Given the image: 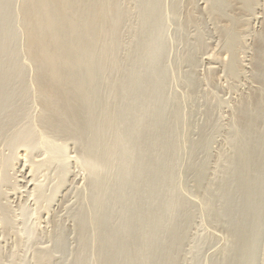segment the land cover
Wrapping results in <instances>:
<instances>
[{
	"label": "bare ground",
	"instance_id": "bare-ground-1",
	"mask_svg": "<svg viewBox=\"0 0 264 264\" xmlns=\"http://www.w3.org/2000/svg\"><path fill=\"white\" fill-rule=\"evenodd\" d=\"M220 1L221 0H215L206 12L215 17L217 25L219 23L218 26L215 24V29H217L218 44L222 47H219V50L223 53L219 51L220 53L217 52L218 54L214 53L211 57H206V62L209 65L212 64L216 66L212 69L211 75L222 70L223 73L228 76L227 82L230 78L235 81L234 78L241 75L245 79L242 82L244 83L246 81L248 85L246 84L247 90L244 89L247 92L242 94L241 97V91L238 92L240 99L235 103L236 105L234 106V103L231 105L235 107L232 115L230 114L231 120L229 121V128L231 131H227V133L230 132L228 133L230 135L232 132L231 155L229 157L227 156L228 158L224 155L225 159L228 160V166L224 167L225 169L223 172L221 171V175L218 174L220 175L218 182L214 183L209 180L202 191V201L200 203L202 205L200 206L202 213L213 226L217 224V226L222 227L223 230L227 232V238L225 240L226 245L222 250L220 249L222 253L220 252L217 257L218 259L215 258L216 262L213 264H256L258 260L262 262L261 264H264V8H260L261 5L258 1L257 4L254 2V6H252V0H226L229 5L228 7L231 9L238 6L240 9L239 11L243 13L242 15H244V17L247 15L244 13L248 12V9L251 8V11L249 10L248 12V16H252L253 20L255 18L254 21L259 24V28L257 27L258 29L254 34L255 37L250 39L251 47H247L249 45L247 43L245 45L246 47L243 46L245 49H241L234 43V33H238V29L234 32L233 28L238 26L235 25L233 27L232 25L237 21L236 18H238V16L236 18L231 16V20H224L222 14L227 15L228 13H225L224 9V13H222L223 5ZM135 2H138L141 13L139 15L140 24L136 31V35L138 36L134 35L133 40H138L139 43L132 40V42L137 45L135 46L134 43L131 44L129 47L130 51L128 49L127 57L122 63L118 60L117 52H115L117 49L116 29L121 21V18H119L121 12L118 10L120 5L119 2L115 0H23L22 14L26 25V50L29 59L37 66L34 82H36L38 98L41 99L40 101H42L43 106L42 118L40 119V121H42L41 127L43 131L47 133V135L50 133L48 135L49 137L53 134L62 137V140L68 139L66 141H70L71 138L73 140L72 142L77 140L79 144H81L80 148L82 149H80L82 155L80 159H83L86 166L85 168L89 171L90 176L97 175V172L94 171L98 166L102 167L104 163L108 164L105 162V158L108 157V162H110L111 154L115 155V148H118L120 153L123 150L122 154H124L125 151L128 152L129 158L125 156L124 159L120 156L122 157L120 161L121 164L119 163V165H117L118 167L121 166V168H119L118 173H113L114 176L115 174L120 175L118 180H116L117 175L112 182L110 178V182L105 178V180L111 184L109 191H105L101 195L99 192V194H95L100 196V199H98L101 201L98 203L97 198H94L93 194L91 196L90 202L98 203L97 205L100 207V213L102 211L101 214H103V210L106 208V213L104 211L105 214H103V216H105H100L103 218L102 221L99 219L100 222L98 221V223H95L92 220L95 218L92 217V213L97 214V208V210L92 209L93 212H91V209H88L90 213L88 210V213H85L86 210L83 212L81 209V211H79V213L77 211L73 217L76 226L81 231L88 232L91 228L98 233L97 237L100 246L98 249L99 254L96 257L102 259V263L100 262V264H176V256L174 257L173 253L176 252L175 248L178 247L177 244L184 240L185 237H183V235L186 233V223L190 221L189 211L185 206L187 203L184 202L176 184V180L179 179L181 175V168L179 167L180 165L182 166L181 162L185 150H188L186 156L190 155L189 159L195 158L194 162H196L199 155L202 157V153H204V149L206 148V142L204 144V142L199 141L202 140V138L196 142H191V140H189L190 137L186 138V133L184 137L182 130H184L185 125L182 123L184 121L181 120V115L184 112L180 113L179 110L177 115H174L173 123L169 122L168 119V104H170L168 100L170 98L168 99L166 96L167 90L164 88L163 82H165V74L162 70L158 69V64L156 63L160 59V52H162V35L159 36V34L161 30L163 31L161 28L164 23V12H166L163 5L164 0H135ZM207 3H209V1H207ZM258 4L260 5L259 8L261 9V13L259 12L258 16L255 17V12L258 8L256 5ZM228 7L227 9H229ZM229 11L227 10V12ZM234 11L236 12V9ZM231 12H233V10H231ZM236 13L237 15L241 14H238V12ZM188 15L189 18H191V13ZM239 18L245 21L246 27L243 24V28L246 29L247 21L241 16H239ZM252 18H250V20ZM247 20L249 19L247 18ZM221 22L224 23L222 26L223 28L220 26ZM240 23L241 24L238 25H242L241 21ZM244 29H240L237 36L238 38L246 40V38L248 39L253 33L251 34L250 32V34H248L249 32L246 33L247 31ZM225 30L226 32H223ZM221 38L223 41L222 45ZM240 44H242V42H240ZM236 52L244 54V59H241V61H239L240 59L236 60V58L240 56L235 58ZM223 55H225V57ZM226 56L229 57V60L227 63H224L222 61H224L223 58L225 59ZM194 59L195 57L193 61L190 60L191 65H189L190 74L195 77V79L192 80L189 74V82L187 81V84L184 83L187 88L185 97L187 98L190 92L192 94L194 93L196 98L193 102L199 105L198 109L199 111L201 110V113L199 112L198 115H208L209 110H207V104L205 106V101L203 103L205 96L203 94L204 92H202L204 88L202 86V78L200 80L198 78L199 76L197 77L198 72L196 69L198 65L196 63L197 61H194ZM6 67L2 68L5 70ZM153 71H157L159 75L158 79L152 78L151 75ZM109 74H113V80L108 87L110 90H108L107 98L105 102L102 101L101 104L97 105L95 101L97 99L96 97L98 92L99 94L101 93L100 88L102 85L108 82L106 76ZM233 76L234 78H232ZM139 77L140 80L143 78V80L140 81L141 85H138ZM1 78L3 80H8L7 74L5 73L0 74V80ZM237 81L238 79L236 82ZM237 83L240 84V81ZM2 84L3 83H1V85ZM242 85H245V83ZM231 86H233V84ZM235 86L236 84L233 86L234 89ZM137 87H139L138 93L132 98V93L133 91L135 93ZM10 89L12 90L11 87ZM117 89L120 91L115 95V107L110 104L113 106L114 110H108L107 107H111L107 104L108 99H110L111 92ZM229 89L234 90L233 88ZM76 90L81 92H76L75 94L74 91ZM8 95L10 96V93L2 89L0 91V102ZM229 97H231V95H229ZM237 97L238 95H235V98ZM188 100L191 99L187 98V101ZM91 101L92 104L90 105ZM3 103L4 101L1 103L2 105H0L2 109H4L5 105L8 106V103L6 104L5 102L3 107ZM9 104L11 103L9 102ZM87 105H90L88 109ZM173 107H171V109ZM183 108L184 107H182V109ZM2 109L1 111H3ZM98 110L103 117L99 112L97 113ZM94 111L95 116L93 115ZM91 112L93 113L90 118ZM96 113L98 116L101 115L102 118L100 117L101 119H99L98 117L97 123L94 124L92 118L94 117V119H96ZM88 119H91L89 122L93 124L89 123ZM182 124L184 128L181 127L183 126ZM71 126H73V131ZM111 128H114L113 131L116 132L114 136L112 132L111 134L110 131L107 132L109 129L112 130ZM97 129L98 131L96 133L92 131ZM203 129H199L200 133L197 134L199 137L205 135L202 134ZM105 131L106 134L104 135ZM92 135L94 136L91 140ZM108 135L113 136H111V141L114 142L116 146H114V143L113 145L112 142L110 143V140L107 138L109 137ZM230 135L229 137H231ZM105 138L109 140L108 144L112 145L111 147L107 145ZM205 139H207V137ZM225 139L227 141L228 137ZM62 140L59 139V141ZM101 140H104L105 144L108 146V148L107 146L106 148L104 147L105 151L101 148ZM229 141L230 139H228L227 143H229ZM128 142L130 143L129 145H132L129 148L130 150L128 149L127 151L126 148L121 149L122 143H124L125 146ZM118 143H121L119 145L120 148L117 147ZM75 146H77V143ZM63 148L64 146L62 145L61 150H64ZM227 151L226 153H228ZM205 153L207 154L209 152ZM102 154L103 156H101ZM104 156L105 158L103 159ZM118 156L119 155H117V157ZM78 157H80V155H78ZM112 158L113 162L115 156ZM219 158L222 159L223 156ZM223 159L222 161L219 160V162H224ZM183 162L186 161L183 160ZM133 164L137 165V169L135 167L133 168L136 170L134 174L131 172ZM190 165L191 166L188 165V169L186 164L184 166H186L188 172H192L195 175L197 173V168L200 166H198L197 163L192 164L191 162ZM66 166L68 167V165ZM108 167L107 170L109 169ZM30 168L24 164L21 169L22 179L26 184H30L34 179L32 174L35 172L32 173V170L35 168H32V166H30ZM62 168L64 169L63 166ZM44 169L45 168H43V170ZM47 170L48 169H46V171ZM98 170L99 176H96L97 181H94L95 178L91 177L93 180L91 179L92 184L90 188L93 191L97 185L101 188L102 185L104 187L106 183L104 177L106 176L108 178V172L106 171V175L103 176L102 179V171H104L103 174L105 173L104 168H102V170L99 168ZM182 170L185 169L182 168ZM131 173L133 175H131ZM218 175L217 177L219 178ZM199 176L198 174L196 175L197 179L195 185H197L198 190L201 191L204 174L201 178ZM65 177L67 178V176ZM217 177L216 181L218 180ZM66 182L64 183L62 179L59 183L60 185H58V183H55V185L63 187ZM48 187H50V185L47 186V188ZM191 189L192 191L194 190L192 185ZM34 191L37 193V199H45L40 185L35 186ZM54 191L56 192V190ZM64 197L63 195V198ZM84 199L82 204H84ZM88 199H86V201H88ZM50 200L51 199H49V201ZM104 200H106L107 203H105ZM180 200L183 201L181 202ZM50 202H48L49 205ZM88 203L84 205L88 206L90 204ZM37 206L39 207V205ZM95 210L96 213L94 212ZM214 227L216 228V226ZM63 230L56 236L55 241L57 248L58 246H60L59 248H64L65 244L68 243H66V234H63L65 231ZM78 243L81 245V254L82 256L84 255L82 258L81 254H79L82 260L80 259V262L78 259V264L86 263V252L88 247L90 248L91 246V240L89 236L85 238L82 237L78 240ZM180 244H183V242ZM68 246L66 245V248ZM260 248V255H257V251L258 249L260 250ZM74 255L76 256V253ZM191 264L202 263L200 259H196L193 260Z\"/></svg>",
	"mask_w": 264,
	"mask_h": 264
},
{
	"label": "rangeland",
	"instance_id": "rangeland-1",
	"mask_svg": "<svg viewBox=\"0 0 264 264\" xmlns=\"http://www.w3.org/2000/svg\"><path fill=\"white\" fill-rule=\"evenodd\" d=\"M115 1L119 2L120 6L118 10H120L119 12H121L120 17H119L121 18L120 19L121 21L119 22L120 24L116 29L117 49L115 52H117L118 60L122 63L124 59L127 57L128 49L130 51L129 47L131 46V44H133L136 41L137 43H139L138 40L134 41L133 38H134V35H136V31L138 30V26L140 24L139 15L141 13V9L139 8L140 6L138 2H135V0H115ZM207 1H209V3H207ZM214 1L215 0L213 1L212 0H164L163 2L164 9L166 10V12H164V23L161 29H163L164 32L161 30V33L159 34V36L162 35V42H161L162 52H160L161 54L160 59L158 60V62H156L158 65L157 64L155 65H157L158 69L162 70L165 74V82L163 83H164V88H166L167 90L166 96L168 97V99L170 98L168 100L170 104L173 103L171 105L168 104L169 105L168 119H169V122H172L174 121V115H177V112L179 110H180V113L184 112L181 115L182 117L181 120L184 121L182 123L185 125V128L183 124H182L183 126H181L185 130V131L182 130L184 133L183 134L184 137L187 134L186 138L190 137L189 140H191V142H194V141L196 142L202 138V140H199V141L204 142V144L206 142L205 144L206 151L204 149V153L209 152L207 154L202 153V157H200L199 155L198 159L196 158L197 159L196 162H194L195 158L194 159L191 158L190 160L189 159L190 155L186 156L188 154V150L187 151L185 150L184 152L185 154H183L184 156L183 160L186 162H183L182 160L181 162L182 166L180 165L179 167L181 168L180 169L181 175L179 176V179L176 180L177 182L176 184L178 186L179 192L184 202L187 203L185 204V206H186V209L189 211L188 213H189L190 221L186 223V227L189 229L187 228L185 229L186 233L183 235V237H185L184 240H182L183 244H180L182 242H179L177 244L178 247L175 248L176 252L173 253L174 257L176 256V261H177L176 264H191L192 261L196 259H200V262L202 264L203 262L204 264L205 263L213 264L214 262H216L215 258L219 256L222 248H224L226 245L225 240L227 238L226 236L227 232L223 230L222 227L217 226V224H214V226H216L215 228L213 224H211L207 220V218L204 216V214L201 211L200 205L202 204L200 203L202 201V194H203L202 191L204 190L205 186L208 184L209 180L214 183L218 182L220 179L221 171L223 172L225 169L224 167L228 166V163H227L228 160L225 159L224 155H226V158H228L231 155L230 150H231L232 132H231V135L228 134L230 132L227 133V131L230 130L229 128L230 127L229 121L231 120L230 114L232 115V112L235 108L234 106L236 105L235 103L240 99L241 95L247 92L245 90H247L246 88H247L248 83H246L245 81L244 82L245 85H242L244 84L242 81L245 79L241 75L235 78L233 76L232 78H234L235 81H233L230 78L231 81L228 80L227 82L228 76H226L222 70L216 73L219 76H217L216 74H212V75L210 74L213 71L212 69L216 66L212 64H210L211 65L210 66L206 62V57H211L214 53L218 54L221 52V50H219L220 49L219 47L221 46H219L220 44H218L219 42H218L217 29H215L216 28L215 26L217 25L215 21V17L209 14L208 12H206L207 9L211 7V4ZM257 1L261 5V7L259 4L256 5L258 7L257 8L258 10L256 9L255 17L258 16V13L259 12L261 13V9L264 8V0H254V1L252 0L251 5L254 6L253 5L254 2H256L257 4ZM220 2L223 5L222 13H224L223 12L224 10H225V13H228L227 15L222 14V16H224L222 17L224 20L225 19L231 20L230 19L231 16L233 18H236L238 16V18H236L237 23L232 22L233 27L235 25L239 27L238 28L235 26L233 28L234 32L237 31V29H238V33L240 29L243 30L244 29L243 24L246 27L245 21H242V19L240 20L239 18V16H241L244 18V20L247 21L246 22L247 28L244 29L247 31L246 33L248 32H249L248 34H250V32L251 34L253 33L252 34L253 36L251 35L250 37H248V39L246 38L245 40L242 38H238L237 36L238 33L235 32L234 33L235 34L234 43H236L239 46L238 48H241V49L242 48L245 49L244 47H246L245 45L247 43L249 44L247 47H251L250 39H253L255 37L254 34L259 28V24L254 21L255 18L253 20L252 16L251 17L250 15L248 16V12L249 10L251 11V8L248 9V12L244 13V14H247L244 17V15H242L243 13L239 11L240 9L238 6H235V8L231 9L230 7H228L229 5L227 4L226 0H221ZM227 7L229 9H227ZM139 9H140V12H139ZM235 9H236V12H238V14L240 13L241 14L237 15V13L234 11ZM227 10L228 11L230 10V11L227 12ZM231 10H233V12H231ZM22 13H23V0H0V74H4V73L7 74V77L9 80L8 82L7 79L3 80L1 78L0 82L3 84L1 85L0 83L1 85L0 91L3 89L4 91H7L8 93H10V96L9 95L7 97L3 96L5 97L3 101L4 103L6 102V104L8 103V106L5 105L4 107V103H3L4 109L0 108V264H78L81 259L79 255L81 254V247H80L81 245H79L78 240L81 239L82 237L85 238L88 236L91 240V243H90L91 246L90 248L88 247V250L86 252L87 254L86 256L88 257V259L85 256L86 263L85 262L84 263L85 264H100L102 259H100L99 257H96L99 254L98 249L100 246V243H98L99 240L97 237L98 233L92 230L91 228L89 229L88 232L87 231L83 232V230L81 231L76 226L75 219H73V217L75 216L77 211L79 213L81 209L83 210V212L84 210H86L85 213H88L90 209H91V212H93L92 209L97 208L98 209V210L96 209L97 214L92 213V217H95L92 220L95 223H98L99 219L100 221H102L103 219L102 217L105 216V215L103 216V214L106 213V208L103 210V214H101L102 211L100 213V207L99 205H97L101 201L99 200L100 196L99 195L97 196L95 194L100 193L101 195L105 191L106 192L109 191L111 184L108 183L107 181L110 182L111 180L112 182V180L114 179L116 175H117L116 180H118L120 175L115 174L114 176L113 173H118L119 168H121V166L118 167V165L120 161L122 160V157L125 159V156H128L126 158H129V155L127 154L128 152L125 151V153L122 154L123 150L120 153L118 151V148H115L116 149L115 155L111 154V157L109 155L110 162H108L109 158L108 157L105 158L104 156L103 159L105 158V162H107L108 164L104 163L102 167L98 166V168L95 169L94 172H97V175L99 176L98 169L100 168V170H102V168H104L105 173L103 174L104 171H102V179H103V176L106 175V171H107L108 178L106 176L104 177V180L105 178L108 179L107 181L105 180L107 185L106 183L105 184L103 183L104 187L102 185V188L98 187L99 185H97L95 190L93 191L90 188L92 184L91 181L93 180V178H95L94 181H97L96 180L97 175L95 174V176L94 175L90 176L89 171L87 170V168H85L86 166H85L83 159H80L82 158V155H81L82 149L80 148L81 144H79L77 140H74V142H72L73 141L72 138L70 141H66L68 139L63 138L65 140H62V137H59L53 134H51L49 137L48 135L50 133H48L47 135V133L43 131L41 127L42 121H40V119L42 118L41 114L43 113V108H42L43 106H42V101H40L41 99L38 98V94H37L38 92L36 91L37 90L36 82H34L35 81L34 77H36V73H37V66L32 62V60L29 59V56L27 54L26 25L23 20L24 18H23ZM189 13H191V18H189V15H188ZM247 18L249 20H247ZM250 18L252 19L250 20ZM240 21L242 22V25H238V24H241ZM223 24L224 23L221 22L220 26L222 27ZM223 32H226V30ZM236 36L238 39L236 38ZM132 40L134 42H132ZM222 42L223 41L221 38V45H222ZM240 42H242V44H240ZM134 44L135 46L137 45L136 43ZM243 55L244 54H240L239 52H236V55L234 57L236 58L237 56H239L238 58H236V60L240 59L239 61H241V59L242 60L244 59ZM223 56L225 57V55ZM194 57H195L194 61H197L196 63L198 65L196 69V71L198 72L197 77L199 76L198 78L200 80L202 78V86L204 88L202 87L203 89L202 88L201 89H202V92H204L203 94L205 96L203 103L205 101V106L207 104L206 107L208 109L207 108L206 109L209 110L208 115L207 114L198 115L199 112L201 113V110L199 111L198 109L199 105L193 102V100L196 98V95H194V93L192 94L190 92V94H188L189 96L187 95V98L191 100L187 101V98L185 97L187 93V88L185 84H187L186 82L188 81V78L190 80V76H191L192 80L195 79V77H193L190 74V65H191L190 60L193 61ZM223 60L224 61L222 62L227 63L229 60V57L226 56V58L225 59L223 58ZM6 66H9V67H6ZM2 67H6L7 70L6 69L4 70ZM156 74H157V71H153L151 75L152 78L158 79L159 75L158 74L156 75ZM106 77H107L108 82L103 84L102 87L100 86L101 93L99 94L98 92V95L96 97L97 99L95 98L97 105L101 104L102 101L105 102V99L107 98L108 90H110L108 87L110 86V82L113 80V74L112 75L109 74ZM237 79H238L237 82L240 81V84L242 86L236 82ZM142 80L143 78H141L140 80V77H139L138 85H141L140 81ZM231 82L233 86L236 84L238 89L236 88V86L234 89V87L231 86L232 85ZM10 87L12 88V90L10 89ZM138 88L139 87H137V90L135 91V93L133 91L132 98L137 95ZM229 88H233L234 90H231ZM119 91L120 90L117 89L116 91L111 92L110 99H108V102L106 101L108 106L110 104L114 106V103L116 101L115 95H117ZM233 91H236V92H233ZM12 92H13V95H12ZM76 92H81V91L79 90L74 91L75 94ZM238 92H240V97H239ZM16 95L19 97H17ZM229 95H231V97H229ZM235 95L236 96L238 95V97L235 98ZM220 101L222 102V105ZM2 102H0V105H2L1 104ZM9 102L11 104H9ZM233 103H234V106H231L233 105ZM91 104H92V101L90 102V105ZM90 105H87V109L90 107ZM113 106L107 107V109L113 111L114 110ZM171 107H173L174 109L173 108L171 109ZM182 107L184 108L182 109ZM1 109L3 111H1ZM228 109H230L231 111ZM98 112L100 113L99 110L97 111V113ZM92 113L93 112H91V116L89 114L90 118L92 117ZM97 113L95 117L96 119H94V117L92 118L94 120L93 122L94 124L97 123L98 117L99 119L103 117L101 113L100 114L102 115V117L101 115L98 116ZM94 114H95V111L93 115ZM90 120L91 119H88V122ZM89 123L93 124L92 122H89ZM203 126H205L206 128ZM71 127L70 128L73 131V126ZM201 128L202 129L204 128L202 131V134H205V135H202L201 137H199L197 134L200 133L199 129ZM111 129L112 130L109 129L108 131L107 130L106 131L107 132L110 131V134L112 132L114 136L116 132L113 131L114 128H111ZM92 131L96 133L98 129L92 130ZM106 131L104 132V135L106 134ZM90 133H89V136H90ZM229 135L231 137H229ZM93 136L94 135L91 136V140ZM108 136L109 137L107 138L110 140V143H111L112 135L111 136L108 135ZM206 137L207 139H205ZM226 137L230 139L229 143H227L228 139L226 141L225 139ZM186 138L185 140L188 144V141ZM59 139H61L62 141H59ZM109 140L106 139V142H107V145L111 147L114 142H112V145H109L108 144ZM64 141L66 142V144ZM101 141H102L101 148L103 149V151H105L104 149L106 148L107 145L105 144L104 140H101ZM207 141H208V144H207ZM74 143L75 144L77 143V146H75ZM120 144L118 143L117 147H119ZM129 144L130 143L128 142V144L126 143V145L124 146V143H122L121 149L126 148V150L128 151V149L132 146ZM62 145L64 146L63 149L65 151L61 150ZM114 146H116L115 143H114ZM219 151H220V154H219ZM226 151L228 153H226ZM216 153H218L219 155ZM78 155H80V157H78ZM117 155L119 156L117 157ZM101 156H103V154ZM114 156H115V159L112 162V159H113L112 157ZM205 156H206V159H205ZM220 156L221 158L223 156L224 159L223 158L222 159L224 162H221L222 159L219 158ZM219 160L221 161L219 162ZM190 162L192 164L197 163V165L200 166V167L197 166L198 167L197 173L195 175L192 172L187 171L188 167L191 166ZM24 164L27 165L29 168L30 166H32V168L36 169V170L35 169L32 170V173L35 172L34 174H32L33 175L32 177L35 180L33 179L34 181L32 180L30 184L24 183L22 179L21 169ZM185 164L187 165V169H186V166H184ZM66 165H68V167ZM62 166L64 167V169L62 168ZM107 167L109 168L108 170H107ZM134 167L137 169V165L133 164L131 167V172L133 174L136 171L135 169H133ZM43 168L45 169L43 170ZM182 168H184L185 170H182ZM46 169L48 170L46 171ZM2 170L4 173L2 172ZM51 173H52V176H51ZM132 173L131 175H133ZM197 174L198 176L200 175L199 176L200 178L204 174L201 191H199L198 186L195 185ZM217 175L219 176V178L217 177ZM65 176H67V178ZM216 177L218 179L217 181H216ZM54 178H55V182H54ZM61 178L63 179L64 183L66 181L67 182L65 186L58 187V185H60L59 184L60 181L62 180ZM55 183H58V185H55ZM39 185H40L41 190H43L42 192L44 194L45 199H41V200L37 199V193L34 191V188L35 186H39ZM49 185L50 187L47 188V186ZM191 185H192V188L194 189L193 191L191 189ZM53 189L56 190V192ZM12 193L14 194V196ZM92 194L94 198H97V201H98L97 204L90 202ZM63 195L65 196L64 198H63ZM49 199H51L50 201L52 202H50ZM83 199H84V204L88 202L90 204L88 203L89 204L88 206L82 204ZM86 199H88V201H86ZM48 202H50V205ZM104 202L107 203L106 200H104ZM36 204L39 205V207ZM96 210L94 211L95 213H96ZM101 215L102 217H100ZM62 230L64 231L63 234L64 235L66 234L65 235L66 243L67 242L68 243L65 244L64 248H59L60 246H58L59 248L58 249L55 239L58 233ZM66 245L67 246L69 245V246L66 248ZM260 251H261V248L260 250L258 249L257 255H260ZM74 252L76 253V256L74 255L75 254ZM83 256L81 254L82 258ZM261 263L262 262H260V260L256 261V264H261Z\"/></svg>",
	"mask_w": 264,
	"mask_h": 264
}]
</instances>
